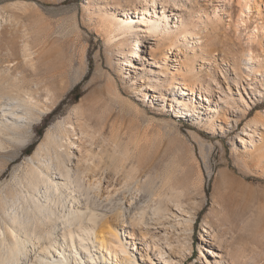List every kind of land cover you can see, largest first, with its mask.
Returning a JSON list of instances; mask_svg holds the SVG:
<instances>
[{
	"label": "rangeland",
	"instance_id": "1",
	"mask_svg": "<svg viewBox=\"0 0 264 264\" xmlns=\"http://www.w3.org/2000/svg\"><path fill=\"white\" fill-rule=\"evenodd\" d=\"M146 1L0 0V78H24L25 87L33 88L39 107L45 110L34 123L36 132L30 149L18 152L9 163L1 162L0 185L11 180L17 166H25L28 156L35 153L57 122L66 120L80 133L83 120H79L76 110L81 109L96 125L98 136L109 139L113 132L117 133L120 148L135 151L139 170L126 191L128 197L138 187L153 186L158 200L166 192L179 194L186 208L193 211L196 218L191 230L173 220L176 229L172 238L188 241L192 250L185 264L205 261L203 255L207 253L203 248L210 246L201 240L205 228L214 231L211 237L217 244L223 241L228 248L242 246L248 264H264V96L256 94L257 90L264 92V32L259 31L253 43L248 38V32L260 24L258 13L253 11L252 18L242 21L241 6L235 5L233 10L227 6L223 17L210 4L183 6L180 21L195 34V39L201 38L202 49L209 54L202 53L199 44L198 56L193 57L189 53L193 39L188 37L182 41L179 54L171 52L165 66L149 61L144 66L142 80L150 77L164 86L158 71L174 70L178 63L173 59L189 54V62L182 69L185 76H190L187 81L195 82L198 98L200 91L213 95V100L231 92L237 100V85L247 100L254 97L252 108L221 113L217 123L220 126L214 127L206 119L195 121L185 110L176 111L170 102L153 99L151 91L144 96L148 84H133L126 77V67L118 64L121 60L130 62L132 58L126 53L137 45L134 32L114 30L110 15L120 16L124 8L135 12V5ZM112 34L116 36L113 40ZM25 42L35 52V67L24 61ZM152 43L147 38L143 54L149 55ZM250 47L261 55L254 61L261 74H248L243 69ZM128 67L129 75L133 74L135 69ZM193 72L201 78L203 87H198ZM207 85L208 91L204 88ZM227 116L233 119L229 126L224 123ZM247 124L258 126L262 139L257 135L253 146L245 147L237 139ZM103 147V168L115 173L116 164L108 156L112 146L105 143ZM14 187L9 184V188Z\"/></svg>",
	"mask_w": 264,
	"mask_h": 264
},
{
	"label": "bare ground",
	"instance_id": "2",
	"mask_svg": "<svg viewBox=\"0 0 264 264\" xmlns=\"http://www.w3.org/2000/svg\"><path fill=\"white\" fill-rule=\"evenodd\" d=\"M205 1L148 0L143 5L136 4L135 12L124 8L122 15L112 13L110 18L114 30L123 33L130 30L135 34L137 46L126 53L132 60H121L118 64L126 67V77L133 80V84L139 87L148 84L144 96L151 91L153 99L170 102L176 111L185 110L195 121L201 123L206 119L210 126L216 127L221 113L229 110L239 113L240 109L252 108L254 97L249 96L250 101L247 100L245 92L237 85V100L231 92L213 100V95L200 91L198 98L195 82L187 81L190 76H185L182 69L189 62V54L185 53V57L173 59L178 63L174 70L158 71L164 86L157 85L150 77L142 80L146 61L165 66L171 52L179 54L182 41L188 37L193 39L189 51L193 57L198 56L199 44L202 53L209 54L203 51L201 38L195 39V34L180 21L181 7L188 4L200 7L210 4L221 17L227 6L231 5L232 10L235 5L241 6L242 21L252 18L256 11L260 24L248 32V38L253 43L258 32H264V0ZM174 9H178L176 13ZM115 37L111 35L112 40ZM149 37L153 43L147 55L142 51ZM34 54L30 43L25 42L24 61L32 67L36 66ZM247 55L243 69L248 74H261L254 65L261 55L252 47ZM127 66L135 69L133 74L129 75ZM193 75L198 87H203L201 78L194 72ZM24 81L19 76L11 80L0 78V164L9 163L18 152L28 149L36 132L34 123L45 112L39 107L38 94L33 88H26ZM209 87L204 88L208 91ZM220 90L223 92V88ZM256 94L264 96L261 90ZM76 112L79 120H83L80 133L66 120L57 122L35 153L28 156L25 166H17L11 180L0 185V264H185L187 254L192 253L190 243L175 240L172 234L176 224L192 229L196 218L193 211L186 208L179 194L166 192L158 200L153 186L138 187L137 192L128 197L126 191L130 190L139 170L135 151L122 150L117 133L113 132L109 139L104 135L99 137L96 125L81 109ZM236 116L237 122L239 114ZM231 120L233 123L227 116L224 123L229 126ZM257 135L261 140L259 127L247 124L237 140L245 147L253 146ZM105 143L112 146L108 156L116 164L115 173L103 168ZM10 183L15 185L14 189L9 188ZM204 232L201 240L209 242L210 246L203 248L207 253L203 255V264H248L247 252L242 246L228 248L223 241L217 244L211 237L214 231L205 228Z\"/></svg>",
	"mask_w": 264,
	"mask_h": 264
},
{
	"label": "trees",
	"instance_id": "3",
	"mask_svg": "<svg viewBox=\"0 0 264 264\" xmlns=\"http://www.w3.org/2000/svg\"><path fill=\"white\" fill-rule=\"evenodd\" d=\"M30 147H31V145L28 147V149H27V150H29V149H30ZM27 150H26V151H27Z\"/></svg>",
	"mask_w": 264,
	"mask_h": 264
}]
</instances>
